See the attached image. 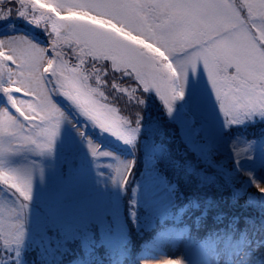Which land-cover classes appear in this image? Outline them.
Returning <instances> with one entry per match:
<instances>
[{
  "label": "rangeland",
  "instance_id": "374dc122",
  "mask_svg": "<svg viewBox=\"0 0 264 264\" xmlns=\"http://www.w3.org/2000/svg\"><path fill=\"white\" fill-rule=\"evenodd\" d=\"M28 2L38 9L50 7L48 0ZM32 15L39 22V27L16 16L0 21V25L11 21L25 24L29 30L39 31L41 39L34 38L31 31H15L13 26L7 25L0 26V40L20 34L40 47H49L56 38L51 27L52 20L43 11H36ZM60 19L82 18L78 11H73ZM61 51L66 59L77 62L73 47L61 46ZM88 70L92 72L91 63ZM100 74L103 80L101 90L111 106L117 109L118 115L134 118L139 113L132 142L126 143L122 138L101 129L83 116L65 96L56 92L51 98L64 113L65 119L60 124L51 151L39 152L32 146L19 145L13 137H0V170H24L30 173L31 195L34 196L29 201H23L16 193L17 197L14 198L10 194L14 190L10 191L7 185L0 182V219L19 221L22 231L18 242L5 244L0 240V263L7 258L6 253L13 252L14 248L20 252L18 256L23 255L22 262L27 261V252L32 254L36 250H46L47 254L43 258H47L54 241L53 233L47 230V223L50 222L44 221L43 211L52 213V217L57 216L51 219L54 224L59 223L61 226L57 235L62 238H56L57 242L66 241V235H71V232H66L68 226L73 228L75 238H79L92 232L94 228L85 227V224L90 223L93 217H100L98 221H102L109 216L113 221L112 229L117 231L112 237L116 234V239L122 243L126 232L120 220L128 210L121 207L119 211L116 208L122 202L119 199L123 190L127 195L125 199H130L128 196L134 194L137 202L129 200L133 207L143 204L147 214L153 216L167 211L181 199L199 207L207 225L214 224L222 214L230 219L258 220L264 224V192L260 191V188H264V140L250 143L237 137H223L227 134L225 132L235 127L256 130L258 134L264 135V130L260 131V127H264V115L254 114L240 118L235 123H226L202 65L196 73H189L184 96L174 102L171 114L154 90L142 93V87L133 78L112 71L110 66L103 68ZM89 83L95 86V79ZM48 87L53 89L56 85L49 84ZM12 90L11 86L7 89L8 92ZM15 95L20 97L23 94ZM137 97L143 99L142 105L137 104ZM0 108H6L10 113L14 111L2 93ZM153 116L159 118L160 122L149 121ZM105 143L114 146L117 151L102 148ZM92 147L108 155H93ZM169 149L172 151L168 152ZM146 150L154 153L163 166L169 168L171 177L178 183L176 186L167 187V182L156 172L155 162L144 158ZM134 158L143 163V166L134 170L142 171L141 180L135 184L127 180V185H132L129 188L114 182V179L120 180L121 175L129 176L122 163L135 164ZM58 159L61 163L69 161V168L78 170L80 177L76 179L74 176L78 174L70 172L61 176ZM65 205L70 210L67 215L72 218L70 221H66L67 216L60 211L57 213L54 210L56 206L66 209ZM121 211L123 214H120ZM243 225L255 233L249 237L251 241L243 238L239 244H233L231 240L228 243L224 241V244L218 243L208 264H262L264 248L259 244V225ZM233 231L230 229L229 233ZM167 233L159 235L156 243L147 247L141 258L142 264H207L201 260L198 251L187 249L184 238L177 239L170 232ZM109 237L107 235L104 238L105 245ZM115 258L116 264L126 261L120 252Z\"/></svg>",
  "mask_w": 264,
  "mask_h": 264
},
{
  "label": "snow or ice",
  "instance_id": "6c2138e0",
  "mask_svg": "<svg viewBox=\"0 0 264 264\" xmlns=\"http://www.w3.org/2000/svg\"><path fill=\"white\" fill-rule=\"evenodd\" d=\"M48 4L49 8L38 9L28 0H0V21L16 16L39 27L32 13L43 11L56 36L46 48L20 34L0 40V93L14 110L13 114L0 108V137H13L39 152L51 151L65 119L51 98L56 92L101 129L131 143L139 113L134 118L120 116L107 100L100 73L109 66L138 82L142 93L154 90L171 114L174 102L184 96L189 73L202 65L226 123L264 115V0H48ZM73 11L82 19H60ZM61 46L75 49L76 63L64 57ZM93 78L95 86L89 83ZM49 84L56 87L49 89ZM137 104L143 99L137 97ZM91 151L108 155L96 147ZM122 165L131 175L134 162ZM0 182L23 201L31 199L27 171L0 170ZM114 182L127 185L123 175ZM21 235L19 221L0 219V240L5 244L18 242Z\"/></svg>",
  "mask_w": 264,
  "mask_h": 264
},
{
  "label": "trees",
  "instance_id": "16d2710c",
  "mask_svg": "<svg viewBox=\"0 0 264 264\" xmlns=\"http://www.w3.org/2000/svg\"><path fill=\"white\" fill-rule=\"evenodd\" d=\"M7 25L13 26L12 29L15 31H23V29H26V31H31L34 38H40L39 31L29 30L28 27H25V24L22 25L18 22L11 21L2 23L0 26L4 27ZM151 120H155L156 122L159 121V118L153 116L149 121ZM263 130L264 127H260V131ZM225 133L227 134H224L223 137H237L238 139H245L246 142L250 143H256L260 140H264V135L258 134V131H251L241 127H235ZM104 147L109 148L106 146V143L102 148ZM112 147L113 150L117 151L114 146ZM147 150L143 154L144 158L155 160V154ZM170 151L172 150L169 149L168 152ZM134 160H136V162L132 167L131 175L127 177L125 176V178L129 180L131 184H135V182L141 180L142 177L141 170L140 172H135L134 170L137 167L143 166V163L140 162V160L137 158H134ZM58 164H60L59 171L61 173V176L68 175V172H70L72 174H78V176H74L76 179L80 177V172L78 170H69V168H67L64 163H61L60 159H58ZM155 164L157 174L167 182L168 188L171 186H176L178 184L177 181H175V179L171 177L169 168L164 167L162 162L160 161H156ZM129 186L132 185H126L125 187L129 188ZM10 194L14 198L17 197L14 191H12V193L10 192ZM120 194H122V197H120L119 200H121L123 204L122 202L119 203L116 209L120 211L121 207H123L127 208L128 210L124 212V214L122 211L120 212V214H123L120 220L121 226L124 232H126L122 243H119L118 238L116 239V234L115 237H112V235L117 231L112 229L113 221L109 218V216H107V218L102 221H98L100 217L94 218L92 216L93 218L91 222L86 223L85 227L88 226L89 228L91 227L92 229H94L92 230V232H89V234L82 235V237L79 238H75L74 234L72 233L73 228L68 226L66 232H71V235L69 237L66 235V241L57 242L55 241L56 238H62L61 235H57V233L61 231V226L59 223L54 224L51 220L52 218H56L57 216L52 217V213L48 212V214H46L43 211V213L45 214L44 221L50 222L47 223V230L53 233L52 240L54 241L51 253L47 256V258H43V255L47 254L46 250H36L37 252H33L32 254H29L27 252L25 254V256L27 257V261L22 262L23 255L18 256L20 255V252H18V250L14 248L13 252L6 253L7 258L5 260H1L0 264H26V262L27 264H116L117 260L115 258V255H118L119 252H122L124 259H126L125 264H137L133 260L134 257L137 256L142 258L145 253V247L153 243L155 237L159 236L164 231L169 230V228L186 229L189 238L193 239L196 245L207 247L209 249L212 248L211 246L207 245V243L209 242L215 245V243L219 241L224 242L231 240L233 241V244H239L243 241V238H248L247 241H251L249 237H253L255 233L249 230L250 228L247 229L248 227L244 226L243 224H258L261 232L259 236V244L264 248V224L263 222H259L258 220V222H253L251 220L242 218L230 219L229 217L222 214L220 217H218L217 221H215L214 224L207 225V223L205 222V217L201 215L202 210L199 207L191 205V201H180L181 199H178V204L170 207L167 211L165 210L166 212L164 211L162 214L153 216L147 214V212L144 210L143 204H140L136 208L132 206V204L129 202L130 199L133 200L134 203L137 202L134 194L133 196H128V198L130 199H125L127 198L125 190H123V192H121ZM33 197L34 196L31 195V199H33ZM65 208L66 209L56 206L54 210L57 213L58 211H60L62 214L67 216L70 213V210L66 205ZM171 217L173 219H170ZM65 218L66 221H68V219L69 221L72 220L70 216H67ZM239 224L242 226V228ZM230 229L234 231L229 233ZM247 231H249V234ZM94 232H97V234L94 235ZM79 233H81V231H79ZM107 235L111 236L108 239V246L104 244V238ZM101 240L103 241V243ZM262 255L264 256V254ZM44 260H46V262ZM261 263L264 264V260H262Z\"/></svg>",
  "mask_w": 264,
  "mask_h": 264
},
{
  "label": "bare ground",
  "instance_id": "6f19581e",
  "mask_svg": "<svg viewBox=\"0 0 264 264\" xmlns=\"http://www.w3.org/2000/svg\"><path fill=\"white\" fill-rule=\"evenodd\" d=\"M107 146V145H106ZM107 147H109V148H112L113 149V147L112 146H107ZM154 159L158 162L159 160L157 159V157L155 156L154 157ZM155 160H153L154 162H156ZM68 162L69 161H67L66 160V162L64 163V165L67 167V168H69V166H68ZM60 168V167H59ZM69 170H70V168H69ZM119 187V186H118ZM118 196V195H117ZM161 228V227H160ZM146 241H148V240H146ZM207 245H209V246H211L212 247V249L213 250H216L215 249V247H214V245H213V243H211V242H209V243H207ZM147 251V248L145 249V252ZM121 254H122V252H121ZM137 264H142V262H141V258L140 257H134V259H133ZM126 263V261L125 260H123L122 261V264H125Z\"/></svg>",
  "mask_w": 264,
  "mask_h": 264
}]
</instances>
